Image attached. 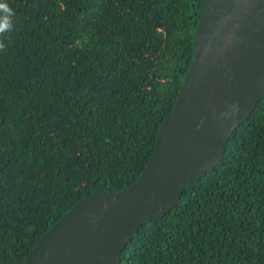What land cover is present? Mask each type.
<instances>
[{"label": "trees", "instance_id": "1", "mask_svg": "<svg viewBox=\"0 0 264 264\" xmlns=\"http://www.w3.org/2000/svg\"><path fill=\"white\" fill-rule=\"evenodd\" d=\"M0 2L13 10L0 33V264H23L79 199L139 177L205 0ZM121 264H264V95Z\"/></svg>", "mask_w": 264, "mask_h": 264}, {"label": "water", "instance_id": "2", "mask_svg": "<svg viewBox=\"0 0 264 264\" xmlns=\"http://www.w3.org/2000/svg\"><path fill=\"white\" fill-rule=\"evenodd\" d=\"M264 95V0H205L192 60L139 177L90 193L36 241L23 264H121L142 224L168 212L223 158Z\"/></svg>", "mask_w": 264, "mask_h": 264}, {"label": "clouds", "instance_id": "3", "mask_svg": "<svg viewBox=\"0 0 264 264\" xmlns=\"http://www.w3.org/2000/svg\"><path fill=\"white\" fill-rule=\"evenodd\" d=\"M0 14H3V18L0 19V33H2L11 27L10 17L13 15V10L7 3L0 2Z\"/></svg>", "mask_w": 264, "mask_h": 264}]
</instances>
